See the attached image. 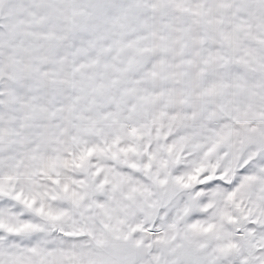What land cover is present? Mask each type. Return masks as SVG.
<instances>
[{
	"label": "snow or ice",
	"instance_id": "1",
	"mask_svg": "<svg viewBox=\"0 0 264 264\" xmlns=\"http://www.w3.org/2000/svg\"><path fill=\"white\" fill-rule=\"evenodd\" d=\"M0 264H264V0H0Z\"/></svg>",
	"mask_w": 264,
	"mask_h": 264
}]
</instances>
